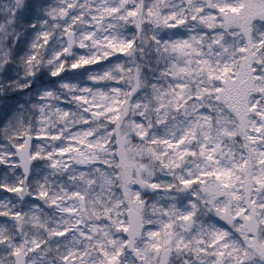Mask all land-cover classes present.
I'll return each instance as SVG.
<instances>
[{
  "label": "snow or ice",
  "instance_id": "1",
  "mask_svg": "<svg viewBox=\"0 0 264 264\" xmlns=\"http://www.w3.org/2000/svg\"><path fill=\"white\" fill-rule=\"evenodd\" d=\"M0 264H264V0L0 3Z\"/></svg>",
  "mask_w": 264,
  "mask_h": 264
},
{
  "label": "rangeland",
  "instance_id": "2",
  "mask_svg": "<svg viewBox=\"0 0 264 264\" xmlns=\"http://www.w3.org/2000/svg\"><path fill=\"white\" fill-rule=\"evenodd\" d=\"M0 3H7V0H0Z\"/></svg>",
  "mask_w": 264,
  "mask_h": 264
}]
</instances>
